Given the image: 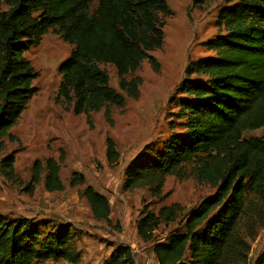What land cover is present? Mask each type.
<instances>
[{"label":"trees","instance_id":"1","mask_svg":"<svg viewBox=\"0 0 264 264\" xmlns=\"http://www.w3.org/2000/svg\"><path fill=\"white\" fill-rule=\"evenodd\" d=\"M208 0H192L200 6ZM0 0V146L16 142L10 130L17 124L35 94L37 74L23 57L49 30L72 45L60 64L57 98L72 103L74 114L123 108L126 98L136 100L141 79L133 75L146 61L153 73L159 64L150 54L163 44V19L171 15L166 0ZM3 8V9H2ZM218 34L204 46L213 57L190 62L175 91L174 133L154 154L146 149L124 172L123 190L147 189L161 201L168 177L187 178L208 186L213 193L182 215L181 231L163 243L155 241L161 225L177 221L183 209L176 204L146 208L136 222V236L151 244L150 255L158 264H248L250 245L264 229V132L244 139L247 131L264 130V0H226L216 14ZM221 31V33H220ZM109 65L118 78V93L109 86ZM177 122V124L175 123ZM108 165L119 159L114 144L105 141ZM14 153L0 161V174L16 180ZM59 163L36 160L25 192L32 194L42 182L48 193L61 192ZM73 173L69 186L84 185ZM81 197L92 218L109 224L107 199L86 186ZM26 218L0 215V264H39L64 261L78 264L70 227L49 231ZM110 264H135L132 248L118 246ZM253 264H264V248Z\"/></svg>","mask_w":264,"mask_h":264},{"label":"rangeland","instance_id":"2","mask_svg":"<svg viewBox=\"0 0 264 264\" xmlns=\"http://www.w3.org/2000/svg\"><path fill=\"white\" fill-rule=\"evenodd\" d=\"M97 2L91 0L90 8H95ZM166 4L171 15L163 19V44L150 54L159 64V73H153L143 61L139 70L124 77L141 79L136 100L120 93L113 67L100 66L108 75L109 86L124 97L123 108L109 107L107 119L104 109L76 115L72 103L57 98L58 69L73 49L58 34L47 31L23 55L37 74L32 82L35 94L10 130L16 142L4 139L0 146V161L14 153L16 177L9 182L0 174V215L7 219H29L44 226L40 227L44 231L69 226V233L74 235L73 248L81 258L78 264H110V254L118 246L132 248L135 264H147V259H152L151 244L142 243L135 230L143 208L155 213L162 206L176 204L183 209L176 222L161 225L156 231L155 241L163 243L170 233L181 231L182 215L213 193L192 178L178 181L174 177L165 180L162 192L166 196L161 201L152 199L147 189L123 190L124 172L129 164L145 149L149 154L161 151L171 135L181 132L176 126L174 131L169 128L179 98L175 91L184 79L188 63L213 57L204 44L218 34L216 14L226 0H208L200 6H194L192 0H166ZM263 132V129L247 131L243 138L260 137ZM106 139L112 141L119 154L113 165H108L105 159ZM47 159L59 163L63 190L48 193L41 182L28 194L24 189L30 182L33 163ZM73 173L84 177V185L69 186ZM86 186L107 199L109 224L92 218L81 197ZM248 244V264H253L264 248V229Z\"/></svg>","mask_w":264,"mask_h":264},{"label":"built area","instance_id":"3","mask_svg":"<svg viewBox=\"0 0 264 264\" xmlns=\"http://www.w3.org/2000/svg\"><path fill=\"white\" fill-rule=\"evenodd\" d=\"M147 264H158V263L153 259H147Z\"/></svg>","mask_w":264,"mask_h":264}]
</instances>
